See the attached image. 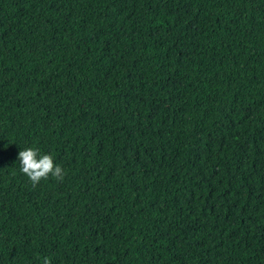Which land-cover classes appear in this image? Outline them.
Segmentation results:
<instances>
[{"label": "trees", "instance_id": "trees-1", "mask_svg": "<svg viewBox=\"0 0 264 264\" xmlns=\"http://www.w3.org/2000/svg\"><path fill=\"white\" fill-rule=\"evenodd\" d=\"M44 258L264 264V0H0V264Z\"/></svg>", "mask_w": 264, "mask_h": 264}, {"label": "clouds", "instance_id": "clouds-1", "mask_svg": "<svg viewBox=\"0 0 264 264\" xmlns=\"http://www.w3.org/2000/svg\"><path fill=\"white\" fill-rule=\"evenodd\" d=\"M21 172L28 177L33 186L50 175L58 181L65 177L64 169L55 163L50 154H40L39 149L28 147L18 153L17 157ZM43 264H51L48 258H44Z\"/></svg>", "mask_w": 264, "mask_h": 264}]
</instances>
